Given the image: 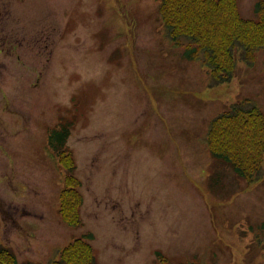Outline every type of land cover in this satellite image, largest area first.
Segmentation results:
<instances>
[{"label": "rangeland", "instance_id": "1", "mask_svg": "<svg viewBox=\"0 0 264 264\" xmlns=\"http://www.w3.org/2000/svg\"><path fill=\"white\" fill-rule=\"evenodd\" d=\"M256 1L237 0L243 18H255ZM157 6L8 3L5 22L25 34L0 47V245L18 263L49 264L91 235L95 264H157L156 251L168 264H264V173L248 185L203 141L237 100L264 114L262 55L208 87L207 71L164 38ZM64 123L82 197L76 228L59 215L65 171L47 147Z\"/></svg>", "mask_w": 264, "mask_h": 264}, {"label": "trees", "instance_id": "2", "mask_svg": "<svg viewBox=\"0 0 264 264\" xmlns=\"http://www.w3.org/2000/svg\"><path fill=\"white\" fill-rule=\"evenodd\" d=\"M157 13L167 42L180 47L190 61H195L208 75V87L229 83L238 62L253 67L259 54L264 64V0L254 5L255 18H243L237 0H157ZM69 123L52 130L49 143L66 171L59 194V215L69 227L80 226L82 205L80 182L74 176L75 161L64 148ZM203 141L209 153L227 164L248 185L262 179L264 169V114L253 99L247 97L228 105L210 119ZM55 143V144H54ZM54 144V145H53ZM257 245L264 257V223ZM91 239V235H87ZM85 237L75 238L56 250L49 264H95L93 249ZM157 264H168L159 251ZM0 264L18 263L13 253L0 246ZM182 264H202L188 261Z\"/></svg>", "mask_w": 264, "mask_h": 264}, {"label": "flooded vegetation", "instance_id": "3", "mask_svg": "<svg viewBox=\"0 0 264 264\" xmlns=\"http://www.w3.org/2000/svg\"><path fill=\"white\" fill-rule=\"evenodd\" d=\"M18 1L23 2L24 0H12V1L1 0V2L4 3V5H2V11L0 12V14L2 15V18H0V41H1L0 47H6L5 49L6 52L12 51L17 46V44L15 43L17 40L16 35L25 34V30L23 28L21 27L13 28V26L10 23L5 22V20L8 21V19L12 18V14H13L9 12L10 8H7L8 3H18ZM35 30L36 28L31 27L30 32L34 34L36 33L34 32ZM36 41H38V38L31 42L30 48H32L35 45ZM1 116L2 114H0V117ZM4 120L6 122L5 115H4Z\"/></svg>", "mask_w": 264, "mask_h": 264}]
</instances>
